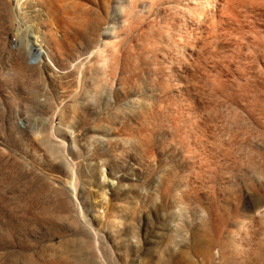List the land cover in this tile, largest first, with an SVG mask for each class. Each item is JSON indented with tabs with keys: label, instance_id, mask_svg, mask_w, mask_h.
<instances>
[{
	"label": "rangeland",
	"instance_id": "rangeland-1",
	"mask_svg": "<svg viewBox=\"0 0 264 264\" xmlns=\"http://www.w3.org/2000/svg\"><path fill=\"white\" fill-rule=\"evenodd\" d=\"M18 1L0 264H264V0Z\"/></svg>",
	"mask_w": 264,
	"mask_h": 264
},
{
	"label": "bare ground",
	"instance_id": "bare-ground-1",
	"mask_svg": "<svg viewBox=\"0 0 264 264\" xmlns=\"http://www.w3.org/2000/svg\"><path fill=\"white\" fill-rule=\"evenodd\" d=\"M13 2L15 4L14 6L19 7V1L18 0H13ZM23 40H24V43L27 41L26 46L28 47V51L30 52L31 57H33L34 59H37L39 61L40 60L39 58H41V56H42V57H46L48 60L47 53L45 52V50L42 49V47L38 43V36L33 34V32H31V30H29L27 33L23 34ZM14 44L19 45L16 37L14 39Z\"/></svg>",
	"mask_w": 264,
	"mask_h": 264
},
{
	"label": "built area",
	"instance_id": "built-area-1",
	"mask_svg": "<svg viewBox=\"0 0 264 264\" xmlns=\"http://www.w3.org/2000/svg\"><path fill=\"white\" fill-rule=\"evenodd\" d=\"M13 44H14V40H13Z\"/></svg>",
	"mask_w": 264,
	"mask_h": 264
}]
</instances>
